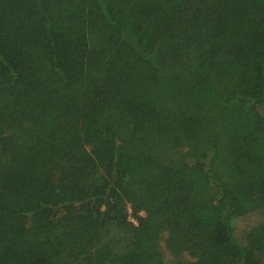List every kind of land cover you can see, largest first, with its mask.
I'll return each mask as SVG.
<instances>
[{
  "label": "trees",
  "instance_id": "obj_1",
  "mask_svg": "<svg viewBox=\"0 0 264 264\" xmlns=\"http://www.w3.org/2000/svg\"><path fill=\"white\" fill-rule=\"evenodd\" d=\"M206 261L264 264V0H0V264Z\"/></svg>",
  "mask_w": 264,
  "mask_h": 264
},
{
  "label": "rangeland",
  "instance_id": "obj_2",
  "mask_svg": "<svg viewBox=\"0 0 264 264\" xmlns=\"http://www.w3.org/2000/svg\"><path fill=\"white\" fill-rule=\"evenodd\" d=\"M246 113H248V112H246ZM253 113H254V111H250L248 116L251 115V114L253 115ZM254 219L257 220V218H254V217L251 218L250 217V219H247L244 222L239 221L238 224L241 225V226L245 225V224L246 225H251V223H253V221H255ZM130 220L133 221V223L135 222L133 219H130ZM203 264H216V263L211 262V261H206V262H203Z\"/></svg>",
  "mask_w": 264,
  "mask_h": 264
},
{
  "label": "built area",
  "instance_id": "obj_3",
  "mask_svg": "<svg viewBox=\"0 0 264 264\" xmlns=\"http://www.w3.org/2000/svg\"><path fill=\"white\" fill-rule=\"evenodd\" d=\"M135 223V222H134Z\"/></svg>",
  "mask_w": 264,
  "mask_h": 264
}]
</instances>
